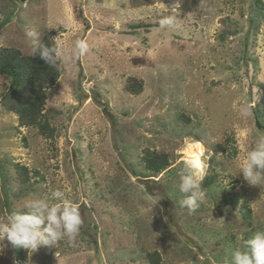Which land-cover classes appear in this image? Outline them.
<instances>
[{
  "label": "rangeland",
  "instance_id": "374dc122",
  "mask_svg": "<svg viewBox=\"0 0 264 264\" xmlns=\"http://www.w3.org/2000/svg\"><path fill=\"white\" fill-rule=\"evenodd\" d=\"M259 2L0 0V22L9 17L0 46L29 53V29L41 38L51 32L66 52L79 39L89 45L78 60L59 61V78L47 90L53 138L18 127L16 115L0 105V169L11 167L5 183L0 172V220L9 215L4 200L21 210L26 198L57 189L83 220L73 243L65 238L35 252L23 249L21 264H147L153 250L162 264H230L235 249L264 231V182L250 185L238 173L244 142L264 139ZM164 16L177 17L175 25L162 29ZM128 77L142 81L141 92L125 90ZM7 88L0 74V97ZM241 104L253 106L251 116H239ZM194 141L201 145L206 196L189 212L178 185L185 145ZM146 147L171 157L154 177L166 199L149 194L131 170L142 171ZM5 157L42 177L19 183ZM209 175L214 179L206 184ZM243 198L249 219L240 211ZM11 249L0 242V264H16Z\"/></svg>",
  "mask_w": 264,
  "mask_h": 264
},
{
  "label": "clouds",
  "instance_id": "9594fccd",
  "mask_svg": "<svg viewBox=\"0 0 264 264\" xmlns=\"http://www.w3.org/2000/svg\"><path fill=\"white\" fill-rule=\"evenodd\" d=\"M176 20L177 17L164 16L158 23L162 29L171 28ZM58 22L63 23L62 20ZM41 36L42 33L35 29L26 31L32 57H39L52 67L61 60L67 62L69 57L78 60L89 51L88 42L84 39L76 40L70 52H66L60 44L51 47L45 45ZM252 107L241 104L237 109L239 116H251ZM244 143L238 173H242L250 185H261L264 182V139L250 145L246 141ZM183 163L184 170L178 187L184 198L180 203L189 212H194L206 196L202 188L205 164L200 154L186 158ZM82 224L78 205L67 199L64 191L57 189L51 192L50 197L26 198L20 211L0 220V242H7L14 249L35 252L42 246L53 247L65 238L73 243ZM230 264H264V231L256 232L242 248L235 249L231 253Z\"/></svg>",
  "mask_w": 264,
  "mask_h": 264
},
{
  "label": "trees",
  "instance_id": "16d2710c",
  "mask_svg": "<svg viewBox=\"0 0 264 264\" xmlns=\"http://www.w3.org/2000/svg\"><path fill=\"white\" fill-rule=\"evenodd\" d=\"M259 1L256 0L257 3ZM8 21L9 17L0 22V31ZM41 39L47 46L51 47L56 44L51 32L45 33ZM60 70L59 61L55 67H52L45 64L39 57H32L31 51L25 54L14 46H0V74L8 80V88L0 97V105L8 112L16 115L18 127H31L45 138L54 137L56 129L50 124L44 112V106L47 100V90L59 78ZM124 88L131 94H137L142 90V81L135 77H128ZM5 160L12 166L16 174L15 178L21 184L27 183L30 179L35 181L42 177L37 169H28L27 166L19 162L9 161L6 157ZM139 162L142 164V171L131 169L134 175L139 176L141 178L139 180L145 183V188L149 194L166 199L164 188L159 182L160 178L154 180V177L164 172L171 165L170 155L165 151L146 147L142 150ZM10 168L6 169L5 166H1L0 172L3 183L6 182V173ZM213 179L214 175L207 176L205 178L206 184H210ZM8 190V186H5L3 190L5 199ZM4 204L9 215L15 211H20L11 209L7 199L4 200ZM240 211L243 218H250L251 209L246 198L242 199ZM11 250L15 254L16 264H21L23 249L12 248ZM145 258L147 264H162L161 255L157 250L146 252Z\"/></svg>",
  "mask_w": 264,
  "mask_h": 264
},
{
  "label": "bare ground",
  "instance_id": "6f19581e",
  "mask_svg": "<svg viewBox=\"0 0 264 264\" xmlns=\"http://www.w3.org/2000/svg\"><path fill=\"white\" fill-rule=\"evenodd\" d=\"M186 148L184 150V158H189L191 156L200 154L201 155V145L199 144L198 141H194V142H188L187 145H185ZM184 160V159H183Z\"/></svg>",
  "mask_w": 264,
  "mask_h": 264
}]
</instances>
